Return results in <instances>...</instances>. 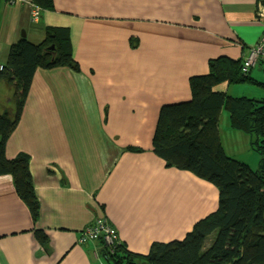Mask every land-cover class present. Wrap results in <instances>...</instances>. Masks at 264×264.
Returning <instances> with one entry per match:
<instances>
[{
  "label": "crops",
  "instance_id": "1",
  "mask_svg": "<svg viewBox=\"0 0 264 264\" xmlns=\"http://www.w3.org/2000/svg\"><path fill=\"white\" fill-rule=\"evenodd\" d=\"M31 9V0H0V65L22 30L38 43L47 26H65L79 70L33 74L5 154L29 155L40 215L35 223L12 177L0 175V264H110L99 241L78 242L101 216L136 253L182 238L217 208L218 190L152 151L159 108L189 99V78L206 74L211 59L246 58L264 31V7L256 11L255 0H53L36 22ZM233 85L216 89L243 94ZM11 91L1 82L0 101ZM37 228L48 236L47 250Z\"/></svg>",
  "mask_w": 264,
  "mask_h": 264
},
{
  "label": "trees",
  "instance_id": "2",
  "mask_svg": "<svg viewBox=\"0 0 264 264\" xmlns=\"http://www.w3.org/2000/svg\"><path fill=\"white\" fill-rule=\"evenodd\" d=\"M32 6L51 9L53 0H31ZM256 11L264 0H255ZM53 45L55 52L45 48ZM245 58L219 56L209 61L206 74L189 78L191 97L162 104L152 137V151L165 166L189 171L218 190L215 210L196 220L182 238L154 241L147 253H136L120 240H100V254L110 264H264V100L216 89L220 83L264 82L250 74L257 63L243 71ZM66 66L78 71L73 58L69 28L47 26L41 42L20 37L10 44L5 63L0 65V83L12 89L6 102L0 101V175L12 177L14 189L36 223L40 202L29 169V155L5 154L6 142L16 127L34 72L39 68ZM228 112L229 125L253 134L252 148L259 153L258 166L229 157L219 132L221 111ZM47 250L48 236L34 230Z\"/></svg>",
  "mask_w": 264,
  "mask_h": 264
},
{
  "label": "rangeland",
  "instance_id": "3",
  "mask_svg": "<svg viewBox=\"0 0 264 264\" xmlns=\"http://www.w3.org/2000/svg\"><path fill=\"white\" fill-rule=\"evenodd\" d=\"M250 74L259 81L264 82V62L259 61L257 65L251 69ZM233 86L240 88L239 92L243 90V95L252 97L258 102H262L264 100L263 85L245 82L234 84ZM219 128L221 131L220 140L222 139L221 143L225 153L231 158L248 163L253 169H255L258 166L260 157L262 156H260L259 153L252 148L251 143L249 142V139H254V135L245 134L233 129L229 125L228 112L225 109L222 110L219 118Z\"/></svg>",
  "mask_w": 264,
  "mask_h": 264
},
{
  "label": "built area",
  "instance_id": "4",
  "mask_svg": "<svg viewBox=\"0 0 264 264\" xmlns=\"http://www.w3.org/2000/svg\"><path fill=\"white\" fill-rule=\"evenodd\" d=\"M41 13L42 9L32 6L31 21H38ZM259 58L264 59V31L249 55L244 59L242 70H248V67L255 64ZM100 240L104 241L106 244H112L118 241L117 230L110 225L103 216L96 218L93 222L82 228L78 238L80 244Z\"/></svg>",
  "mask_w": 264,
  "mask_h": 264
},
{
  "label": "water",
  "instance_id": "5",
  "mask_svg": "<svg viewBox=\"0 0 264 264\" xmlns=\"http://www.w3.org/2000/svg\"><path fill=\"white\" fill-rule=\"evenodd\" d=\"M21 37H25V31H24V30L21 31ZM45 49H46L48 52L53 53V54H54V52H55V48H54L53 45L47 46Z\"/></svg>",
  "mask_w": 264,
  "mask_h": 264
}]
</instances>
